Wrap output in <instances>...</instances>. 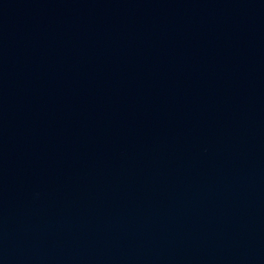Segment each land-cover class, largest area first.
Returning a JSON list of instances; mask_svg holds the SVG:
<instances>
[{
  "label": "water",
  "instance_id": "obj_1",
  "mask_svg": "<svg viewBox=\"0 0 264 264\" xmlns=\"http://www.w3.org/2000/svg\"><path fill=\"white\" fill-rule=\"evenodd\" d=\"M0 264H264V0H0Z\"/></svg>",
  "mask_w": 264,
  "mask_h": 264
}]
</instances>
